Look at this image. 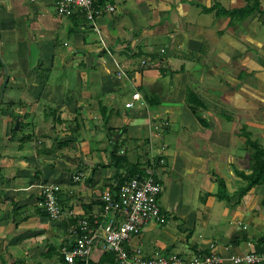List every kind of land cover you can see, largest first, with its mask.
I'll return each mask as SVG.
<instances>
[{
  "label": "crops",
  "instance_id": "obj_1",
  "mask_svg": "<svg viewBox=\"0 0 264 264\" xmlns=\"http://www.w3.org/2000/svg\"><path fill=\"white\" fill-rule=\"evenodd\" d=\"M99 2L114 11L90 23L58 17L55 0H0L11 67L0 76V264H62L71 218L122 221L102 195L133 165L160 181L164 222L145 225L130 252L222 264L264 253V180H243L244 134L264 148V15L223 13L248 0ZM46 183L70 217L46 214ZM91 264L110 262L95 249Z\"/></svg>",
  "mask_w": 264,
  "mask_h": 264
},
{
  "label": "built area",
  "instance_id": "obj_2",
  "mask_svg": "<svg viewBox=\"0 0 264 264\" xmlns=\"http://www.w3.org/2000/svg\"><path fill=\"white\" fill-rule=\"evenodd\" d=\"M113 12L114 7L102 6L98 0H55V13L60 18L72 17L82 14L85 19L93 23L102 12ZM102 48L106 45L102 42ZM142 67H150L151 63L141 61ZM119 77L126 74L119 70ZM132 100H141L139 93L132 95ZM132 102L126 107H132ZM78 179V178H76ZM43 202L42 206L46 214L53 220H58L66 214L58 204V185L43 184L41 187ZM162 185L157 177H134L119 185L117 192L112 193L109 189L102 195L104 212L113 211L122 217L118 222L114 218L99 224L87 219H79L70 224L69 237L72 239L71 249L61 250L66 264H91L92 253L98 249L102 253H112L116 264H222V260L216 256L205 257L193 256L190 259H182L178 256L168 258L142 259L139 252H130L127 244L135 236H138L142 228L150 222L163 223L161 209L158 203L162 193ZM70 213L65 217H70ZM235 264H260L264 262V253L246 254L233 259Z\"/></svg>",
  "mask_w": 264,
  "mask_h": 264
},
{
  "label": "trees",
  "instance_id": "obj_3",
  "mask_svg": "<svg viewBox=\"0 0 264 264\" xmlns=\"http://www.w3.org/2000/svg\"><path fill=\"white\" fill-rule=\"evenodd\" d=\"M99 2V0H98ZM249 4L248 6H246L244 9L239 10V11H223L224 14H228L230 13L231 16L233 17H239V13H242L243 17H248L251 16L254 13H260L262 15H264V11H261L259 8V1L258 0H248ZM100 3V2H99ZM105 53V49L101 48L100 49V54H104ZM158 61H161V57L157 58ZM0 68H3L0 66ZM163 69H162V73H163ZM1 87V86H0ZM4 108L0 102V112L1 109ZM192 111L194 114H196L199 118V115L196 112V109L192 107ZM18 132L14 129H12V135H16ZM13 137V136H12ZM244 137L246 138V144L251 148L252 153H251V170L249 174H245L243 177V180L247 182V187H253L255 185L260 184L261 182H263L264 180V148H262L257 141H252L250 139V137L247 134H244ZM131 168H135V171L133 172H128L121 180H120V184L124 183L125 181L131 179L132 177L138 176L141 177L142 176V171H139L138 167L136 165L131 166ZM218 192L216 194V196L219 199L222 200H227L228 196L223 195L224 191H225V183L223 180L219 179L218 180ZM74 219V220H73ZM79 219H87L90 222H93L94 220L91 219L90 217H81V218H71L69 225L72 224L73 222L79 220ZM69 229V228H68ZM68 239H71L69 237L68 234ZM72 246V244H71ZM72 247H70L69 249H71ZM62 250V249H61ZM62 254V253H61ZM105 256L108 258L110 264H114V258H113V254L112 253H105ZM61 263L62 264H66L63 258V254H62V259H61Z\"/></svg>",
  "mask_w": 264,
  "mask_h": 264
},
{
  "label": "rangeland",
  "instance_id": "obj_4",
  "mask_svg": "<svg viewBox=\"0 0 264 264\" xmlns=\"http://www.w3.org/2000/svg\"><path fill=\"white\" fill-rule=\"evenodd\" d=\"M6 47H1L0 48V66L3 67V68H0V76H3L4 75V69L6 68H9L10 67V64H9V61L7 59V56H6V53H5V50ZM30 65L33 64V62H29ZM35 65V64H34ZM11 68V67H10ZM36 74H38V76H43V72L41 73V71H39V69H36Z\"/></svg>",
  "mask_w": 264,
  "mask_h": 264
},
{
  "label": "water",
  "instance_id": "obj_5",
  "mask_svg": "<svg viewBox=\"0 0 264 264\" xmlns=\"http://www.w3.org/2000/svg\"><path fill=\"white\" fill-rule=\"evenodd\" d=\"M18 126H19V122H18V120H17L16 123H15V127H14V129L17 130V129H18ZM260 264H264V262H262V263H260Z\"/></svg>",
  "mask_w": 264,
  "mask_h": 264
}]
</instances>
